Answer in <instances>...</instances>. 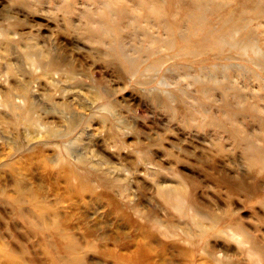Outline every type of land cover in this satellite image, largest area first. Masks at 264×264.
Masks as SVG:
<instances>
[{"label": "rangeland", "instance_id": "1", "mask_svg": "<svg viewBox=\"0 0 264 264\" xmlns=\"http://www.w3.org/2000/svg\"><path fill=\"white\" fill-rule=\"evenodd\" d=\"M171 1L174 6L184 4L188 13L205 11L209 21L203 28L223 34L227 42L205 53L187 54L180 38L192 24L179 15L184 11L180 5V12L174 8L177 18L172 9L173 19L178 20H173V26L170 15L152 7L161 0H0V99L10 92L20 94L21 87L28 88L29 100L31 92L35 93L34 115L41 122L59 131L71 124V133L55 137L60 146L70 148V155L60 154L71 162L80 160L78 168L90 172L96 194L109 192L96 182L106 179L114 184V194L126 189V202L157 215L162 226L155 230L152 246L159 256L153 261L160 257L162 264H212L208 257L214 253L233 264H264V174L250 161L253 149L264 151V0ZM150 10L156 12L154 18ZM222 14L227 19L221 20ZM107 21L114 22L116 33L109 30ZM241 41L248 42L246 52L232 49ZM251 43L260 49L256 54ZM50 57L62 59L72 72L66 74L69 71L63 66L58 79H44L31 61L43 66ZM256 101L261 108L252 112L250 105ZM63 103L71 106L64 108ZM2 107L0 251L12 252L23 264H54L57 248L44 245L24 217L6 204L25 177L72 178L50 161L58 153L50 148L52 144L45 149L48 160L38 162L35 148L45 139H32L37 133L35 124L20 120L9 133L14 144L5 143L6 121L13 116ZM72 139L73 143H67ZM46 168L45 178L42 169ZM53 184L46 188L48 198H55L56 192L58 206L67 212L70 203L78 200L72 213L83 216L96 235L112 238L118 230L133 233L127 218L107 198L68 197L62 180ZM238 184L244 189L232 190ZM177 187L184 193L183 204L189 202L186 218L169 214L157 200L158 188L173 193ZM212 217L223 221L215 230L234 232L210 237L203 249H194L167 227L173 223L196 233L197 222L209 227ZM134 218L140 224L146 222ZM75 233L80 242L86 240L80 238L81 230ZM94 243L98 246L91 251L82 244L80 254L86 255L88 264L126 263L116 257L101 258L105 247ZM106 246L112 248L111 243ZM132 249L117 250L126 254ZM250 249L251 256L247 254ZM4 260L0 256V264L14 263Z\"/></svg>", "mask_w": 264, "mask_h": 264}, {"label": "bare ground", "instance_id": "2", "mask_svg": "<svg viewBox=\"0 0 264 264\" xmlns=\"http://www.w3.org/2000/svg\"><path fill=\"white\" fill-rule=\"evenodd\" d=\"M180 5H182V4H180V2H178V5H175L176 9L178 8L179 10H181ZM183 5H182V7L184 8ZM175 6H174V4H172L171 0H161V3L152 5V7L154 9L157 8V12L159 11L162 14H166V16L170 15L172 17V19H171L172 24L174 22L176 23V21L178 22V20L176 19L178 17L177 11L180 12L178 9H177V11L174 10ZM153 8L151 10L155 11V10H153ZM187 8H190L189 10H192L191 7H189V6ZM172 9L174 12V17L177 16L176 18H174V19H176L174 22H173V20H174L173 16L171 15ZM151 10H150V13L152 14ZM183 10L184 11L180 12L181 14H179V15L181 17L183 16L187 25L192 24L191 27L189 28L188 32H186L187 34H185V35L183 34L180 38L182 40V43H183L184 52H186L189 55L194 54V53H198V52L202 53L204 51L206 52L207 50H209V48H211L215 44H217V46H218V45H222L225 42H227L228 39H225L223 37V34L221 35V33L215 32L213 29H206L205 28L207 26L208 21H209L205 11H203V12H191V11H189V13H188V10L186 12L185 8ZM256 10L257 9L253 8V12H256ZM154 13H156V12H154ZM154 13L152 14L153 15L152 18H154ZM218 13H222V12H217V14ZM224 15L225 14H222L220 16L221 20H225V18L227 17ZM106 16H107V14H106ZM157 17L158 16H156L155 18H157ZM187 17L189 18L188 20H187ZM110 20H112V19H110ZM113 21H115V19ZM102 22L103 21H101V23ZM113 23L108 22V27H109V30L111 32L115 31V33H116V30L112 31V28L114 27ZM103 24H104V22H103ZM178 25L179 24H177V27H178ZM173 26H174V24H173ZM203 26H205V27L203 28ZM196 27H198L199 29H197ZM115 28H113V29H115ZM200 28H202V29H200ZM229 28H231V27H229ZM170 29H172L171 26H170ZM230 31H231V29H230ZM117 33H118V31H117ZM109 34H111V33H109ZM229 38H230V36H229ZM247 43L248 42L244 41V43H243V41H241L239 44L240 48L239 47H233L232 49H240V51L246 52V50H248V48L246 46ZM233 44H235V43H233ZM250 46L252 47L253 52L255 54L257 52H259L260 49L256 47V43H251ZM216 48L217 47H214V49H216ZM31 64H32V66H35L37 68V71L40 70V73L44 79H47L49 77L52 80H55L57 78L56 76L58 75V71L61 70L63 66L64 67L66 66L65 62L62 59L58 60L57 58H54V57H50L48 59V61L43 66L42 65L40 66L38 64V61L35 59H32ZM65 69L67 71H69L66 74H69L72 72L67 67H65ZM28 92H29L28 88L21 87V93L20 94L10 92V94L7 98H5V99L3 98L2 101L0 99V106H3L7 110L6 112L7 113L9 112L10 115L13 116L11 119H8L6 121L7 126L5 127V129L7 131H5V132L7 133V135L5 133H4L5 135H3V139H4L5 143L8 145L14 144L9 133H11V131L13 129H16L19 126L20 120L21 121L24 120L26 123H29V124H35L36 125L35 128L37 127V129H36L37 133L35 134V136H33L32 139H35V140L40 139V141H41V138L45 139L41 142H38L39 143L38 145H40V146L36 145L37 147L35 148L37 160H39L38 162L43 164V162L45 160H48L49 156L45 154V149L48 148L49 144H52V146L50 148H56V152H58V153L57 154L55 153L54 157H52L50 159V161L52 163H54V166L57 167V169L59 171H62L66 175V177H68V178L71 177L72 179H45V181H41V179H35L34 177H33L34 179L33 178L27 179V177H25V178L21 179V181L19 183V190L17 191L16 196L14 198H11L10 202L8 204H6L7 207L9 209L14 210V212L18 216L24 217L23 221L25 222V224L30 228L31 231H35L37 233L38 238L41 237V242L44 245L52 244L57 248V254L55 256L54 264H88L86 262V255L80 254V251H81V248H84V247H86L85 249H88V250H90V249L95 250L97 248L96 246H98L97 244L94 243L95 241L99 242L101 245H103L105 247L104 251H102V253H101V258H105L106 260H108V258L116 257L119 261L120 260L126 261L127 264H162L164 262L163 258L159 257V259L157 261L156 260L153 261V258L159 256V254L156 253V251L154 250V248L152 246V243L154 242V240L156 238L155 230L158 231L159 227L162 226L161 220L157 217V215L155 213H152V212L147 213L145 211H141L139 208L134 206L133 203L126 202L124 200V198H126V196H127V193H126L127 190L126 189H123V190L117 189L119 194L118 193L114 194V193H116V192H114V189H115L114 184L113 183L110 184V183L106 182V179H97L98 181H96V182L99 185L106 188L109 192L108 193H101V194L97 195L96 189L94 187L95 184L94 183L92 184V182H91L93 180L91 179V176L89 174L90 172L89 171H80L78 168L77 163L78 162L80 163V160L74 159L73 162H71L70 160H68V158H66V156L62 157V155L60 154L63 151L68 153L70 151V148L68 147V144H64L63 146L62 145L60 146V144L55 139V137L60 138V137H64V136L68 135L69 133H71V131H72V130H70L71 124L69 123L68 130L59 131L57 129V127H55L54 125H50L46 122H41L40 119L38 118V116L34 115L35 102H32V100L33 101L37 100L38 96L35 93L31 92V96L33 98H32V100H29V97L27 94ZM62 92H64V91H62ZM66 92H64L63 94L65 95ZM71 93L74 94V92H72V90H71ZM60 95H62V93ZM75 95H76V92H75ZM241 96H242V94H241ZM60 98L62 99V98H64V96H62V97L60 96ZM76 98L77 97L75 96V99ZM39 101H40V99H39ZM257 103H258V101L254 102L253 106L250 105L249 110H251L252 112L259 111L261 107H257L256 106ZM65 105L66 104H64V108H68V106L70 104H67V106H65ZM76 105H79V103ZM64 108H63V110H64ZM35 110H36V108H35ZM60 112L62 113V115L65 113V112L63 113L62 111H60ZM257 114H259V113H257ZM63 117L66 120L69 118L66 114H64ZM0 119H1V116H0ZM65 119H63V120H65ZM1 122H2V120H1ZM73 140L74 139H72L71 141H67V143H70V142L73 143L74 142ZM75 141H77V140H75ZM67 153H66V155L69 154V153L68 154ZM73 156L75 157V155H73ZM71 157L72 156H70V158ZM85 157H87V156H85ZM250 157L253 158V159L251 158L250 161H252V162L255 161L260 168V172L264 174V151L262 152L259 149H253L251 151ZM91 165L92 164H90V167H91ZM82 166H84V165H82ZM93 167H94V165H93ZM91 169H93V168H91ZM54 170H55L54 168L53 169L51 168V173H53ZM42 171L44 172V174H45L44 177L46 178L47 168L42 169ZM61 180L65 184L63 189L65 192H67L69 194L68 197H70L72 195H74V196H85V195L89 194V195H92L94 197L95 201H100V199L102 197L107 198L110 201V204L115 209V211L118 213L120 212V214L122 216L127 218V223L131 224L130 225L132 228L131 232H133V233L129 234L127 232H122V231L118 230L117 235L112 237V238H106V236L104 234L96 235V233H97L96 229L87 225L83 216H78L77 214L72 213L73 209L78 208V206L80 204V202L78 200L72 201V203H70L71 208H70V211L67 212V209H65L64 207L58 206L59 202H58V199L56 198V192H55V198L56 199L55 198H53V199L48 198V196H47L48 192L46 190L47 186L50 185L51 183H54L53 185H57L56 183L61 181ZM114 180L116 181V179H113V181ZM117 180H118V178H117ZM30 181H32V182H30ZM52 188L57 189L54 186H52ZM181 188H183V187L181 186ZM242 189H244V187L241 184H238V185H234L232 190L238 191V190H242ZM246 190L249 193L251 192L248 187L246 188ZM158 191L159 192L157 194V200L160 202L162 207L169 214L174 215V216H178L180 218H186L187 217V214H188L187 213V206H188L189 202L183 204L182 195L184 193H183L182 189L177 187L174 189L175 192L172 191L173 193H168V191L162 190L160 188H158ZM120 198L124 201V205H126V207L129 208V210H128L129 212L125 211L124 208H122V202H121L122 200H120ZM128 201H130V200H128ZM133 215L135 217L143 218L146 222L144 224H140V222L137 218L133 219V217H134ZM222 222L223 221L221 219H218L216 217H212L211 225L209 227H202L197 222L198 231L196 233L189 230V229L178 228L173 223L170 225H167V227H168L169 231L173 234L180 233L182 239L185 241H189L194 246L193 247L194 249L198 246H200L203 249L205 243L209 240L210 237H215V238L220 237L221 238L224 236V234L234 232V229H218V230H215V228H218L217 226L220 223L223 224ZM77 229L82 231V235L80 236V238L86 239L85 241L80 242L79 238L77 237V235L75 233V230H77ZM244 236H246V235L244 234L243 237ZM134 239H135V242H134ZM106 242L108 244L111 243L112 248L106 246ZM250 242H251V239H250ZM82 244L84 247H82ZM121 247H128V248L133 247V249L130 250L126 254H118L117 249H119ZM254 247H256L255 242L252 243V246H251L252 250L254 249ZM252 250L250 249V251H249L250 253H247V254L250 256L253 255L254 253H252ZM116 253L118 254V256L116 255ZM0 256L3 259H5L4 261H6L7 263H8L7 260H9V258H10L11 260L14 261L13 264H23L22 261L10 251L5 250V252H4V250H2V251H0ZM208 258L210 260H212L211 261L212 264L215 262H216V264H233L230 261H228L226 258H223V259L216 258V255L214 253H209ZM62 260H64L65 262L63 261V263H62L61 262ZM106 263H107V261H106ZM29 264H33V262L29 261Z\"/></svg>", "mask_w": 264, "mask_h": 264}]
</instances>
